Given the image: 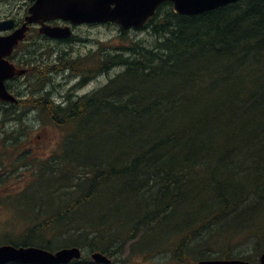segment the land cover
I'll use <instances>...</instances> for the list:
<instances>
[{"label":"trees","instance_id":"1","mask_svg":"<svg viewBox=\"0 0 264 264\" xmlns=\"http://www.w3.org/2000/svg\"><path fill=\"white\" fill-rule=\"evenodd\" d=\"M140 30L147 34L99 56L97 72L115 70L102 88L68 102L47 93L30 103L43 129L62 131L48 159L24 147L37 122L18 110L27 100H0V185L27 167L29 187L34 175L44 186L33 217L15 205L26 225L4 241L50 251L79 246L113 264L165 252L176 264H197L263 231L264 0L194 15L167 1ZM101 133L103 160L76 155Z\"/></svg>","mask_w":264,"mask_h":264},{"label":"rangeland","instance_id":"2","mask_svg":"<svg viewBox=\"0 0 264 264\" xmlns=\"http://www.w3.org/2000/svg\"><path fill=\"white\" fill-rule=\"evenodd\" d=\"M78 32L84 39L73 44L72 47H74V50H62L60 54L53 53L41 55L39 53L32 56L38 61L41 60L40 64L37 63L38 61H35L33 66L39 67L48 65L51 67L49 72H52V74H49V72L45 74L44 71H32L29 76L27 75V84L18 85L13 88L16 93H19L21 99L27 100L26 105L19 107L18 110L21 111L28 120L33 118L37 120V122H34L36 128L34 127L28 135L24 136V147L30 150L34 157L40 159H48L49 155L55 153V151L59 149L58 146L62 138V131L52 125H48L49 128L43 129V126H40L41 122L38 120L42 118L40 111L32 107L30 103H33L35 99L47 93L51 99L60 100L63 96H72L74 94L83 96L104 86L109 80L110 75H114L115 70L110 73H101L94 77L93 74L98 73L96 70L99 67V56L110 53L109 51L115 53L117 47L127 45L131 37L136 38L147 34L145 30H133L127 33L125 37H122L119 26L115 24L90 26L88 28L83 27L80 28ZM78 58L81 59L79 62L76 61ZM72 61L75 62L73 65H70ZM90 70H94V72ZM75 75H85V77L81 78V76L76 77ZM40 78L46 80L42 82ZM85 79L87 82H82L81 84L83 86H79L78 82ZM75 98H77V96H72V99ZM4 135L5 134L0 129V137H4ZM106 137L105 133L96 135L94 137V142H86L81 145V149L76 152V155L81 156V158L96 157L98 160H103L105 158L103 142ZM1 144L0 142V154L3 153ZM77 148L78 146L74 150ZM109 151L110 153H114L116 150L110 149ZM30 171L31 168L27 167L14 170L9 174L7 179L4 180L3 184L0 185V196H7L3 201L0 198V240H3L5 237L7 238V236L13 237L19 235L20 229L25 227L26 224L20 226L25 222L24 216L22 215L25 212L23 204L28 206L30 212L35 210L36 206L38 208L40 207V194L44 186L42 185V181H40V177L34 175L32 177L34 185L29 187L30 184H28V182L31 181ZM7 172L8 171H4L3 174L5 175ZM22 188L24 191L19 193L21 195H11L17 193V191ZM9 195L11 196L10 200H8ZM15 205L21 209L22 214ZM34 215L35 213L32 212V217ZM33 222L37 223V221ZM234 240L242 242V246L238 248L237 246L240 245L230 247V253H246V236L244 239L238 238ZM129 253L130 245L126 247L125 252L121 255L122 260L128 259ZM131 259H133L131 264H176L170 252L153 256L148 261L134 257Z\"/></svg>","mask_w":264,"mask_h":264},{"label":"water","instance_id":"3","mask_svg":"<svg viewBox=\"0 0 264 264\" xmlns=\"http://www.w3.org/2000/svg\"><path fill=\"white\" fill-rule=\"evenodd\" d=\"M166 0H36L31 7L30 21L61 16L71 19L74 23L81 22H116L123 28L134 26L144 27L150 17L157 11L158 6ZM174 9L180 14H199L208 10L237 2L239 0H171ZM4 27L0 23V28ZM69 30V29H68ZM60 27H43L41 31L56 37H68L70 31ZM26 29L21 28L16 33L0 39V98L15 101L4 83L7 75H12L14 68L5 61L6 56L19 40L25 36ZM15 69V68H14ZM5 70H7L5 74ZM17 71V70H16ZM5 74V75H4ZM83 252L80 247H65L56 251L29 246L16 247L12 244L0 246V263L20 261L36 264H62L74 258H80ZM96 262L109 263L111 258L102 252H93ZM264 261V256H263ZM198 264H249L240 259H203Z\"/></svg>","mask_w":264,"mask_h":264},{"label":"flooded vegetation","instance_id":"4","mask_svg":"<svg viewBox=\"0 0 264 264\" xmlns=\"http://www.w3.org/2000/svg\"><path fill=\"white\" fill-rule=\"evenodd\" d=\"M36 2V0H0V22H6V27L0 28V39L4 37H8L14 33H16L19 29L25 28L26 35L24 39L19 40L14 46L12 47L11 51L4 56V59L8 61L10 64L13 63L15 68L17 69H25L24 74H14L12 77L7 75L5 79V84L10 90V92L19 95L16 93L13 88L18 85L27 84V75L29 76L32 71L48 73L49 69L51 68L48 65L35 67L33 64L37 59H34L32 56L41 54H60L62 50L70 51L74 50L73 44L77 41H82L84 38L79 35V29L83 27H90V26H101V24L97 23H79L76 24L72 20L64 18V17H51L47 19H39L30 21L31 7ZM47 26L52 27H63L68 30L67 27H70L72 31V35L70 37H52L46 33H43L41 29ZM69 31V30H68ZM102 57V56H100ZM81 59L78 60V62ZM67 61V60H66ZM75 61L70 62V65H73ZM31 63V64H29ZM38 64L41 63V60L37 62ZM12 71H15L13 68ZM7 70H5L6 74ZM99 74L105 73L102 69ZM4 74V75H5ZM52 74V72H49ZM98 74H93L95 77ZM52 76V75H50ZM76 77L81 76V78L85 77V75H75ZM50 78V77H49ZM48 78V79H49ZM41 79V78H40ZM46 80V79H45ZM45 80L41 79L42 82ZM85 81L84 83H86ZM82 81L78 82L79 86H83ZM95 91V90H94ZM90 94V93H87ZM72 96H77L74 94ZM67 96H63L59 102H68L65 99ZM53 100V99H52ZM57 102L56 100H53ZM57 102V103H59ZM255 237H247L246 235V253H230V247H234V245L241 247L242 242H237V240L231 241L230 245H228L229 250H227L228 256L227 259H242L246 260L249 264H264L263 256H264V229L260 234L254 235ZM240 240V239H239ZM0 242V245H2ZM6 243V242H5ZM237 243V244H236ZM240 243V244H238ZM4 244V243H3ZM90 262V263H89ZM88 260H83L82 262L76 263V261H71L69 263L64 264H98ZM0 264H36V263H23L20 261H7L5 263ZM107 264V263H104ZM113 264V260L108 263Z\"/></svg>","mask_w":264,"mask_h":264},{"label":"bare ground","instance_id":"5","mask_svg":"<svg viewBox=\"0 0 264 264\" xmlns=\"http://www.w3.org/2000/svg\"><path fill=\"white\" fill-rule=\"evenodd\" d=\"M180 39V38H179ZM182 42V41H181ZM234 44V43H233ZM184 45V44H183ZM206 45V44H205ZM140 49V48H139ZM155 49V48H154ZM220 50V49H219ZM146 51V50H145ZM152 51V50H151ZM216 51V50H215ZM146 53V52H145ZM134 54V53H133ZM132 54V55H133ZM148 56V55H147ZM142 57V56H141ZM135 58V57H134ZM122 59H123V57H122ZM135 60V59H134ZM122 65V64H121ZM136 66V65H135ZM144 66V65H143ZM129 67V66H128ZM137 68V67H136ZM151 68V67H150ZM147 69V68H146ZM139 71V70H138ZM128 72V71H127ZM141 73H142V71H141ZM204 73V72H203ZM142 76V75H141ZM207 77V76H206ZM140 80V79H139ZM154 81V80H153ZM85 86V85H84ZM155 86V85H154ZM25 97V96H24ZM115 98V97H114ZM116 99V98H115ZM127 99V98H126ZM106 100V99H105ZM108 103V102H107ZM112 105V104H111ZM134 105V104H133ZM99 108V107H98ZM129 110V109H128ZM90 111V110H89ZM69 112V111H68ZM92 112V111H91ZM26 113V112H25ZM67 115V114H66ZM74 115V114H73ZM72 115V116H73ZM87 117V116H86ZM129 117V116H128ZM20 120V119H19ZM84 125V124H83ZM86 126V125H85ZM95 133V132H94ZM93 133V134H94ZM71 137V136H70ZM67 140H65V142H66ZM66 149V148H65ZM214 163V162H213ZM104 166V165H103ZM212 172V171H211ZM180 173V172H179ZM177 182V181H176ZM148 185V184H147ZM156 186V185H155ZM167 186V185H166ZM154 190V189H153ZM161 191V190H160ZM157 193V192H156ZM160 194V193H159ZM174 195V194H173ZM176 196V195H175ZM49 197V196H48ZM181 197V196H180ZM52 198V197H51ZM177 199H179V198H177ZM43 200V199H42ZM177 201V200H176ZM179 202H181V201H179ZM203 206V205H202ZM143 208V207H142ZM169 208V207H168ZM165 209V208H164ZM174 209V208H173ZM64 210V209H63ZM169 210V209H168ZM134 211V210H133ZM145 211V210H144ZM158 211V210H157ZM159 212V211H158ZM65 214V213H64ZM152 214V213H151ZM153 215V214H152ZM158 217H160V216H158ZM165 217V216H164ZM208 218V217H207ZM146 219V218H145ZM139 222V221H138ZM153 222V221H152ZM152 222H151V224H152ZM224 223V222H223ZM156 224V223H155ZM215 224V223H214ZM138 225V224H137ZM145 226H148V225H145ZM153 226V225H152ZM205 226V225H204ZM141 227V226H140ZM195 229V228H194ZM227 229V228H226ZM158 231V230H157ZM232 231V230H231ZM139 233V232H138ZM176 233V232H175ZM144 235V234H143ZM204 235V234H203ZM236 235V234H235ZM136 236H137V234H136ZM58 238V237H57ZM32 240V239H31ZM140 240V239H139ZM138 240V241H139ZM166 240V239H165ZM121 242V241H120ZM119 242V243H120ZM164 242V241H163ZM193 242V241H192ZM26 243V242H25ZM144 243H146V242H144ZM158 243H160V242H158ZM183 243V242H182ZM223 243V242H222ZM50 244V243H49ZM52 244V243H51ZM137 245V244H136ZM38 246V245H37ZM114 246V245H113ZM130 247H131V245H130ZM136 247V246H135ZM156 247V246H155ZM182 247V246H181ZM111 248V247H110ZM119 248V247H118ZM222 249V248H221ZM224 250V249H223ZM94 251V250H93ZM130 251H131V249H130ZM214 251V250H213ZM105 252V251H104ZM135 252H137V251H135ZM179 252V251H178ZM134 253V252H133ZM157 253V252H156ZM175 253V252H174ZM115 254V253H114ZM135 254V253H134ZM163 254V253H162ZM129 255H131V254H129ZM128 255V256H129ZM167 255V254H166ZM119 256V255H118ZM147 259V258H146ZM161 259V258H160ZM175 259H176V257H175ZM193 259V258H192ZM163 260V259H162ZM187 262V261H186ZM90 263V262H89ZM93 263V262H92ZM122 263V262H121ZM129 263V262H128ZM125 264V263H124Z\"/></svg>","mask_w":264,"mask_h":264}]
</instances>
